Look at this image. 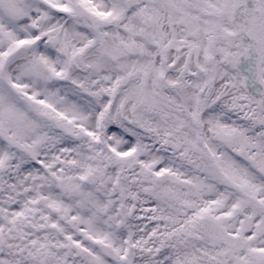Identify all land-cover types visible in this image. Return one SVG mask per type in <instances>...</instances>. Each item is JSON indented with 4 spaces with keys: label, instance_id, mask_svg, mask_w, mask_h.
Here are the masks:
<instances>
[{
    "label": "snow or ice",
    "instance_id": "obj_1",
    "mask_svg": "<svg viewBox=\"0 0 264 264\" xmlns=\"http://www.w3.org/2000/svg\"><path fill=\"white\" fill-rule=\"evenodd\" d=\"M0 264H264V0H0Z\"/></svg>",
    "mask_w": 264,
    "mask_h": 264
}]
</instances>
